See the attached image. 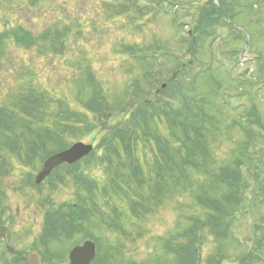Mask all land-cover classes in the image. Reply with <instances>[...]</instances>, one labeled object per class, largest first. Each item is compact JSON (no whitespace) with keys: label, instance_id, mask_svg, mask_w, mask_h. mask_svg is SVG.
<instances>
[{"label":"rangeland","instance_id":"374dc122","mask_svg":"<svg viewBox=\"0 0 264 264\" xmlns=\"http://www.w3.org/2000/svg\"><path fill=\"white\" fill-rule=\"evenodd\" d=\"M220 1L223 4L224 0ZM225 1L224 14H229L228 9L232 10L231 15L225 16V22L242 28L249 36V44L247 37L241 40L236 31L224 24L219 25L221 27L214 37L205 40L200 36L202 25L198 19L209 0H172L167 3L163 0H0V35L15 38L8 40L5 53L0 47V108L10 107L19 115L31 112L29 116L36 126H42L41 117L44 118L45 126L54 127L65 137V142L69 144L65 148L78 142L96 147L102 137L99 135L108 132L110 127L107 121L96 120L97 113L105 114L97 107L107 111L106 105L109 108L115 104L114 112L120 114L118 108L127 102L126 96L130 92L134 98V93L141 91L156 95V88L160 87L158 92L165 97L173 86L169 84L172 79L186 84L192 82L191 87L196 91H192L191 95L196 98L205 96L210 100L208 113L224 132L220 137L211 133L208 143L217 168L225 169L239 154L242 155L239 152L246 137L240 126L245 115L253 109V104L264 107L262 73L255 67L257 62H251L262 56L257 61L264 66V0ZM180 25H184L183 28ZM209 31L212 32V29ZM47 32L53 34L49 42L42 39ZM196 35L200 38L199 53L193 58L189 49L193 41H197ZM233 50L236 54L232 56ZM214 53L221 55H218V64ZM226 53L230 55L228 60ZM187 67L194 73L205 67L209 70L195 82L194 73L192 76L182 74L187 72ZM145 72L149 73V77ZM157 77L161 78L159 84ZM136 80L141 81L142 89L129 86ZM151 83L155 87L147 89ZM164 84L167 88L161 90ZM28 87L36 94L31 93L29 98L37 101V105L25 104V108H15L18 96ZM95 99H99L98 102ZM172 103L176 108L184 107V102L174 99ZM94 104L97 107L91 106ZM34 108L38 109L32 110ZM38 110L43 116L36 113ZM67 117H85L87 124L94 123L93 128L97 132L92 134L91 127L81 128L78 124L76 128L65 127ZM22 123L25 130H31V120L23 118ZM65 148L49 150L56 153ZM22 153L23 160H27ZM8 154L11 161L14 160L13 154ZM37 157L39 159L34 165L38 164L41 168L44 163L41 164V161L47 157L42 153ZM91 167L87 171L88 176L101 180L106 176L103 184L109 183L106 170L104 172L98 165ZM39 170L31 175L30 170L25 169L23 176L18 175V170H12L11 174L0 179V220L10 225L11 244L22 264H27L30 255H40L41 249L47 250L55 262L70 264V250L91 241L94 234L104 245L102 264H194L188 247L172 256L166 246L188 242H177L176 237L190 227L186 219L196 216L185 212L187 218H183L184 211L194 203L196 196L215 200L222 192L221 185L208 179H197L194 184L201 188L186 195L179 192L166 194L165 190L162 202L157 203L155 211L149 207L145 218L129 221L123 216L119 220L126 232H123L124 228L108 229L93 221L84 230L81 226L83 232L80 235L81 231L77 230L76 235L67 238L65 225L57 215H63L60 213L63 210L66 214L71 204L80 201L76 188L74 184H68L73 183L69 177V180L60 181L59 176L67 172L54 173L40 188L27 187ZM250 182L247 185L251 193L247 196L252 200L264 187ZM97 203L107 214H111L112 209L104 206L103 198L100 200L98 196ZM259 205L258 212L264 216V197ZM116 207L127 210L129 204L122 201ZM249 212L234 219L230 226L232 238L228 235L226 242L218 240L209 231L194 235L191 240L196 241L195 263L215 264L217 260L212 262L215 257L219 264H245L247 254L256 255L253 244L261 239L264 241V220H254V215ZM254 224L260 227L256 236ZM169 250L172 251L170 247ZM261 252H264V244ZM1 255L6 260L12 257L5 253L3 247H0ZM259 261L264 264L263 257Z\"/></svg>","mask_w":264,"mask_h":264},{"label":"trees","instance_id":"16d2710c","mask_svg":"<svg viewBox=\"0 0 264 264\" xmlns=\"http://www.w3.org/2000/svg\"><path fill=\"white\" fill-rule=\"evenodd\" d=\"M224 6H227L224 2L220 7H217L213 4V0H210L200 13L198 19V23L202 25L200 36L205 40L214 37L217 29L221 27L220 24L228 26L225 22V16L231 15L232 10L228 9L229 14H224ZM211 29L212 32L209 31ZM52 35V33L47 32L42 39L49 42ZM238 37L241 40L246 38L241 32H239ZM196 39L197 41H193V45L189 49V54L193 58L199 53L200 38L196 35ZM213 39L216 41L215 38ZM0 40L2 44H0V47H3L5 53V46L10 37L0 36ZM161 51H165V49H161ZM231 54L233 56L236 53L233 51ZM214 55L218 56L217 53H214ZM153 60L155 61V58ZM192 64L193 62L190 61V65ZM257 64L259 71L262 73L260 76L264 86V66H260L258 61ZM189 68L187 67V72H191ZM206 69L205 67L198 70L195 82L203 75L205 76L209 70ZM187 72H182V74ZM144 74L149 77L148 72ZM157 79L158 84L161 83V78L157 77ZM171 83L173 84L171 91L167 92L165 97L164 94L159 93L160 87L156 88V95H153L152 92L141 91V93L135 92L136 96L133 95L136 98H134L130 92V95L126 96L127 102L123 103L124 105L121 104L118 108L121 111L120 114L114 112L115 104L109 108L106 105L107 111L102 107H97L96 104L91 105L97 107V110L105 111V114L97 113L96 120H105L110 124V127L108 132L99 135L102 137L98 145L100 150H98V153L93 155L84 165L79 164L74 169L67 168L69 169V171H66L67 174L59 176L61 182L65 178L67 180L70 178L73 181V183L68 182V184H74L80 198L79 202L68 207L66 214L62 209L63 212L60 211V213L63 215H57L65 225L64 229L69 236L67 238L76 235L75 231L77 230L81 231L80 235L89 222L93 221H96L97 225L108 227V229H123L124 225L119 220L123 216L129 218V221L145 218L149 207L155 211L157 203L162 202V194L165 190L167 191L166 194L179 192L180 195H186L196 188H201L194 184L197 183V179L200 181L201 178L208 179L213 184L221 185L222 192L218 196L219 199L212 200L210 197L206 198L203 195L194 198V203L188 205V210L184 211L183 218H187L186 213H193L196 216L192 217L193 215H191L190 218L186 219L190 227L178 233L179 236L176 237L177 242L179 240H188V242L180 245L170 243L166 246L168 253L175 256L177 252L188 247L191 250L189 254L192 262L196 264L194 261L197 253L194 248L196 241L191 240L194 235L197 236L199 233L203 234L209 231L215 238L222 239L224 242L227 241L228 235L232 238L231 220L239 211L242 202H246V195L251 193V188L246 183L250 178H253L254 183L260 184L262 188L264 187V180H261V176L264 174V107H261L260 104H253V109L243 119L244 123L240 126V130L246 139L244 147L243 144L241 146L243 147L242 151L239 152L242 155L239 154V157L231 161L225 169L217 168L218 166L209 152L208 137L211 133L220 137L224 135V132L221 130V126L219 127L220 124L215 123L209 115L211 105L208 101L210 100L206 99L205 96L201 98L193 97L191 93L196 90L192 89L191 83L186 84L173 79L169 82L170 86ZM134 85L135 89H142L140 80H136ZM151 87L155 86L151 83L147 89ZM31 93L27 91L18 96V106H15V108L22 109L23 106L25 108V104L37 105V101L30 100L29 94ZM32 94L36 95L35 93ZM96 98H99V96H96ZM174 99L180 103L184 102L183 109L176 108L173 105ZM98 100L95 99V102H98ZM78 101L85 104L79 98ZM262 104H264V101ZM213 108L216 109L215 104ZM5 111L8 112V132L12 134V138L3 135L1 126L5 121L0 119V150L3 148L19 150L18 155L22 163L35 166L34 162L39 159L37 155L42 153L45 156L51 153V150H49L51 148L59 149L69 145L65 142V137L60 135L54 127L45 126L44 118L41 117L42 126H36L33 124L32 117L29 116L31 113L29 111L23 115L17 114L12 109H6ZM36 113L42 114L40 110ZM23 118L31 120V130L23 128ZM67 118L66 122L68 123H64L65 127L72 128L71 126H73L76 128L78 124L81 128H83L82 126H86L88 129L91 127L92 134L97 132L93 128L95 127L94 123H91L92 125L87 124L85 117L83 119ZM22 151L25 153L27 160H23ZM96 165H98V168H103L104 172L106 170L109 179L108 184H103L106 181V176L103 177V180L88 176L87 171L92 169L91 166ZM126 183L132 187L129 188ZM104 191L109 193L106 192L105 194ZM98 196L100 200L101 198L104 199V206L112 209L111 214H107L102 205L97 203ZM263 197L264 189H260L257 199L255 198L253 201L254 210H259V202ZM122 201L129 204L127 210L116 207V204ZM68 216H70V219H67ZM257 219L264 220L263 216H258ZM259 230V224H256L255 236ZM123 232H126L125 228ZM93 238L100 243L101 254L97 264H102L104 261V245L101 243L103 242L95 234ZM258 242L259 245L264 243L263 240ZM169 247L172 251L169 250ZM49 257L51 258V264H56L55 259L50 254ZM250 257L251 254H247L244 258L250 261ZM214 260H217V262ZM212 262L219 264L220 261L214 257ZM250 262L254 264L253 260Z\"/></svg>","mask_w":264,"mask_h":264},{"label":"water","instance_id":"95a60500","mask_svg":"<svg viewBox=\"0 0 264 264\" xmlns=\"http://www.w3.org/2000/svg\"><path fill=\"white\" fill-rule=\"evenodd\" d=\"M93 150L91 145L76 144L70 150L51 157L45 164L43 171L37 177V183L40 184L56 168L64 163L74 164ZM97 247L92 242H86L81 247H76L70 252L71 264H91L96 257ZM35 262V263H34ZM29 264H38V258L31 256Z\"/></svg>","mask_w":264,"mask_h":264},{"label":"flooded vegetation","instance_id":"af4514ba","mask_svg":"<svg viewBox=\"0 0 264 264\" xmlns=\"http://www.w3.org/2000/svg\"><path fill=\"white\" fill-rule=\"evenodd\" d=\"M1 221H3V220H0V226H4V227L7 226L9 228V224L8 223H6V224L5 223H1ZM3 222H5V221H3ZM4 245L6 246V243L4 241H0V246H4ZM15 256H17V253H16V255H14V257ZM17 261L20 262L19 259H17Z\"/></svg>","mask_w":264,"mask_h":264}]
</instances>
